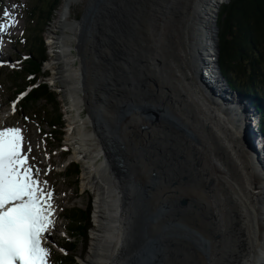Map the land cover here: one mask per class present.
<instances>
[{
    "label": "bare ground",
    "instance_id": "1",
    "mask_svg": "<svg viewBox=\"0 0 264 264\" xmlns=\"http://www.w3.org/2000/svg\"><path fill=\"white\" fill-rule=\"evenodd\" d=\"M102 1L107 2V0ZM160 1L165 0H152V2L127 0L121 13L127 12L132 7L137 14L130 18V25L118 31L115 29L117 31V40H115L113 31L98 23V27L96 26L89 38L90 41L83 46L85 52L84 56L79 55L81 60L74 58L73 51L77 46L72 45V34L76 26H80V31L83 32L82 26L85 23L70 21L69 6H64L59 22L62 34L53 42L58 49L54 61L56 65L61 64L55 79H58L59 81L56 82L62 86L73 113L75 129L80 133L77 137H72L71 134L69 142L73 146V155L76 158L81 157L90 167L89 169L86 166L83 169L84 184L86 187L93 188L94 185L97 188L95 207L97 226L93 230L92 252L87 264H158V261H162L159 264H164L163 260L172 264H182L178 258L183 257L181 254L184 255L183 245L177 243L180 237H186L189 241L187 250L196 246V242L201 239L208 256L210 252L216 255L213 245L209 241H204L205 232H208L209 237L211 233L207 230L209 226L205 224L202 216L197 215V221L204 230L198 238L197 235L194 237L190 232L185 231L172 212L168 211L163 216L160 214L161 206L172 208V205L180 199L195 203L197 205L195 208L207 217L209 224L220 230L221 234L218 233V236L221 235V245L216 251L222 263H225L222 252L226 251L231 255L228 260L226 259V264H264V249L258 253L256 247L257 241L264 246V239L261 240L257 235L256 228L260 217L262 219L264 217V181L250 159L249 146L244 143L241 130L228 119V108L215 105L212 100L214 95L208 98L205 91L201 94L202 86L194 73L197 64L199 65L196 59L199 53L206 52L209 59L215 56L213 53L216 49V31L213 14L217 15L215 9L227 0H185V10L183 6H181L183 9H178L183 21L179 33L180 45L174 42L176 46L173 59L178 58L179 63L174 60L180 68L166 60L161 49H153L158 44L155 41L158 35L153 33L155 27L149 22L145 27L142 22L143 15L149 16L145 13L155 15L153 6ZM168 2L172 8L177 7L175 4L177 0H168ZM97 3L93 4L97 5ZM108 3L109 1L104 7ZM135 6H139L138 8L143 11ZM100 10H102L100 7L94 6L92 12L99 14ZM86 20L89 21L87 18ZM100 31L103 33L101 34ZM139 31L146 36L147 33L150 35L148 43L139 41L138 36L134 35ZM70 44L71 50H69ZM141 52L145 54L140 55ZM70 57H72L71 61ZM98 57H102L99 59V64L107 69L96 66L94 61L97 62ZM79 61L84 68L80 69L81 66L75 68V62ZM207 61L210 65L214 64L213 60ZM89 63L90 67L94 65L96 67L89 69ZM170 72L173 74L172 78L174 77L172 81ZM103 75L114 77L117 82L112 85L117 89L110 86L111 83L108 84L107 80H103ZM206 75L210 81H217L222 91L225 90V85L216 70L211 69ZM191 94H196V99L191 98ZM197 95L206 103L202 104ZM84 106L92 121L87 116L82 117ZM169 109L175 117L187 121L188 124H183L182 127L179 122L164 114L168 113ZM124 110L129 111V114ZM145 111L147 115L144 114ZM211 112L219 119V123L210 118ZM169 114L171 115V112ZM239 115H243L241 110ZM117 124L124 125V129L117 127ZM128 124L131 126L127 129ZM87 125H92L94 132L86 129ZM142 127L152 129L145 139L139 140ZM196 133L217 147L220 154L217 155V159L221 169L227 178L229 177V186L238 171L242 175L243 178L236 180L233 188H229L231 192L226 188L222 192V186L218 181L215 183V179L210 178L208 170L211 162L204 152L206 147L204 145L202 147L197 141ZM115 134L122 137L117 139ZM131 134H136L133 139ZM94 135L99 142L94 140ZM128 138L130 139L127 142L120 143L121 139ZM256 141L259 150L264 141H258V137ZM106 142L125 147L126 153L124 151L120 153L123 156L125 154V157H121L126 161L129 175L125 177L117 175ZM173 142L179 146V142L186 143L194 151L189 148L182 150ZM136 146L147 147L148 155H152L147 158L152 162L149 170H144L147 169L145 163L149 162L137 155ZM263 151L264 149L261 148L258 154L262 155ZM138 152L141 154L139 150ZM111 156L114 159L120 157L119 154H111ZM261 160L263 163V158ZM195 161L200 164L197 166ZM88 173L89 175L86 176ZM166 174L174 183L178 182L179 186L190 184L187 192L167 187L165 182L172 183V181ZM89 177L93 178L92 181L87 180ZM256 177L262 181L261 184H257ZM158 180L173 196H167L164 191L155 189ZM146 183L149 188L145 186ZM116 184L117 198L116 195L112 197L115 194ZM197 184L204 186V191L207 192H199L201 188L198 190ZM219 196L222 197L219 199ZM128 199L133 200L129 206ZM227 205L229 220L227 219L226 222H229V227L225 222ZM121 207H124L125 213L122 212ZM189 207L191 209L190 205ZM145 208L150 209L153 214L148 221L144 220ZM44 236H49V232L47 231ZM228 241L231 245L236 244L235 247L228 245ZM141 247L143 253H140ZM163 255L167 258L162 259ZM197 262V258L192 255V261L187 264ZM206 262L212 264L208 258Z\"/></svg>",
    "mask_w": 264,
    "mask_h": 264
},
{
    "label": "rangeland",
    "instance_id": "2",
    "mask_svg": "<svg viewBox=\"0 0 264 264\" xmlns=\"http://www.w3.org/2000/svg\"><path fill=\"white\" fill-rule=\"evenodd\" d=\"M35 1L36 0H0V23H6L7 22L5 17H4L5 10H7V12L10 14V17L13 20V23L9 26L7 32L0 33V40L2 41V43L0 45V49H1V51H0V65H2V66H0V107L1 108L3 107V109H1L2 111L0 113V120H1L2 124L4 123V124L20 127L21 131L25 134L27 154H29L28 156L30 157V159H32L31 168L33 169L34 178H36L41 183V186H46L47 190L52 192L53 216L60 215L65 208L80 207V208L86 209L90 205V209H91V222H90L91 225L90 226H91V228H90V231L88 233L89 241L86 244H81L80 248H79V252H78L79 253L78 254L79 255V258H78L79 263L80 264H87L89 261V258L91 257V252H92L93 230L96 229V226H97L96 221H95V211H96L95 207H96V203H97V188L94 185H92L93 188L86 187V185L84 184L85 181L83 179V169H85L88 164L81 157L76 158L73 155V146L69 142L71 134H73V135H71L72 137H77V135H79L80 133H78V131L75 129L76 123H74L75 121L73 120V113H71V107L68 104V99L65 98V95H64L63 90H62V86L60 83L56 82V80L57 81H59V80L55 79L56 74L59 72V68H60L61 64L56 65V62L54 61L57 57L56 52L58 49H56L57 46L56 45L54 46L53 42L55 41V38H57L59 35L62 34V30H60L61 27L59 25V22L61 20L60 17L62 16L63 7L69 6L68 19L70 21H76V22H80V23L84 22L85 23L82 26L83 30H84L83 32L80 31L81 30L80 26H76L74 28V33L72 34V45L75 44V46H77V49H75V51H73L74 58H79L81 60L80 56H84V52H85V51H83V46H85L86 43L88 41H90L89 40L90 36L94 33L97 24L99 23L100 19L104 15L103 11L110 6L113 7V3H115L117 0H107V2L109 1V3L106 7H104V4H106L107 2L105 1L106 2L105 3L102 0H62L58 9L54 13L53 21L51 22L49 27L46 28V31L44 34L45 42H46L47 49H48V60L43 65V69H44V72H47L49 75V78L47 79L49 86L51 87V89L53 91H55L57 93V95L59 97V101L61 103V113L63 115L62 120H63V123L65 124V129H64L65 139H64L63 145L65 147L64 149H66L67 151H70L67 154H64V149L59 150L57 152H53L51 150L49 151L45 146H43V144H42L43 139L40 136V133L38 131L36 124L33 123L34 121H31L30 119H25V118H19L22 116L19 115V117H17L15 115V110L13 109L12 105L15 104V108L17 106V110H18L19 104L15 101L12 102V100H14V97H13L14 96L13 95L14 88L10 83H8L7 81L6 82L4 81V80H6L5 77H8L7 76L8 74H6V73L11 72L10 67L13 66V63H14L13 61L19 55V54H15V51L13 49L12 39L16 40L17 38H19L24 33V30L27 28L26 17H25L24 12L26 11V9L28 7H29V9L33 8L35 5ZM95 1H96V3L98 2L97 5H94V4H96ZM150 1L152 2V0H150ZM117 2H118L117 3V31H118L121 28H124V27L126 28L127 26L130 25V18L135 13H134V9L132 7H130L127 12L121 13L122 12L121 9H124V7L126 6L127 0H119ZM225 2L226 1L222 2V4L217 9H215L217 15H218L219 9L223 5H225L224 4ZM184 3H185V0H177V2H175L177 7L172 8V6L168 2V0H165L164 2L160 1L159 3H155V5L153 6V8L157 12V14H156V12H155V15L145 13L149 16L148 17L145 15L142 16V22L144 23L145 27L147 26L148 22L152 23L153 24L152 26L155 27L154 28L155 30L153 31V33H156L158 35V37H156V40H155L158 43L157 47H153V49H155V50H157L158 48L161 49V51H163L165 56H166V60H169V62L172 64L175 63L177 68H180V66L178 65L179 61H178V58L177 59L174 58L178 62V63H176L175 60L173 59V55H174L175 46L177 44L180 45V41H181L179 38V33H180V27L182 25L183 19L181 17L182 14L179 12V10L183 9V8H181V6H183L184 10H185L186 4H184ZM94 6L100 7V9H102V10H100L99 14H93L92 9ZM138 7L135 6V8H138ZM209 8H211V7H209ZM138 9L141 12L143 11L140 8H138ZM166 13L168 15L164 16ZM135 15H137V14H135ZM86 18L89 19V21H87ZM155 21L157 23H155ZM65 29H63V31H65ZM134 35L138 36L139 41H142L145 43L149 42L150 35L148 33L146 36L145 34H143L139 31L137 33H134ZM174 42H176V45L174 44ZM70 47H71V44L69 45V50H71ZM145 51H147V50L145 49ZM144 54H145V52L140 53V55H144ZM71 58L72 57H70V61H71ZM161 61H162V59H161ZM77 67L78 68L80 67V69L83 68V65L80 63V61L75 62V68H77ZM98 67H100L101 69H103V68L105 69V66H102L101 64H98ZM194 73L197 76L196 71ZM172 76H173V74H171V72H170V80L171 81L174 78V77L172 78ZM197 79H198V77H197ZM110 80H111L110 86L112 84L114 85V83L117 82L114 77H110ZM120 84H122V83H120ZM125 84H128V83H125ZM113 85H112V87L117 89V87H115ZM99 88H103V87L99 86ZM174 88H175V85H174ZM200 91H201V94H203V90L200 89ZM195 96H196V94H191V98L196 99ZM197 96L199 97V100L201 101L202 104L206 103V101L201 96H199V95H197ZM168 99L171 100V98H168ZM83 111L84 112L82 114V117L87 116L88 119L92 121V119L90 118L89 113H88L85 106L83 107ZM167 112L168 113H164V114L169 115L175 121L179 122L182 125V127H183V124H185V125L188 124L187 121H185V120L181 121L179 119V117H175L174 114L172 113L171 109L167 110ZM169 112H171V115L169 114ZM125 113L129 114V111L128 112L125 111ZM144 114L147 115V112L145 111ZM210 118L212 120L216 121V123L220 122L219 119L216 117V115L213 114L212 112L210 113ZM205 120L207 121V119H205ZM94 123L95 122L93 120V124ZM120 124H121V122H120ZM120 124H117V127L124 129V125L121 126ZM130 126H131V124H128L127 129ZM125 127H126V124H125ZM85 128L94 132L93 131L94 127L92 125H87ZM196 134H197L196 139L200 143V145L201 146L204 145L206 147L205 148L206 150L204 152L206 154V157L207 158L209 157L208 159L211 162L209 170H208V174L210 175V178H214L215 183L218 181V183L222 186V192L225 190V188L227 191L231 192L229 188H233L234 182L236 180L242 179L243 178L242 175L238 171L235 178L233 179L234 180L233 183L229 186L228 185L229 177L227 178V175L221 169L219 161L217 159V155H220L218 150H217V147L212 142H210L208 140L206 141V139L204 137L198 135V133H196ZM115 135H116L117 139L122 137L121 135H118V134H115ZM134 135H136V134H131V137L133 138ZM183 135H185V134H183ZM185 136H188V135L186 134ZM208 137H209V134H208ZM93 138L95 141L99 142L98 138H96L95 135L93 136ZM129 139L130 138H128L126 140L121 139L120 143L122 144L123 142H127ZM259 140H261V139L258 137V141ZM179 143H180V146L177 145L176 142H173V144L175 146H177L178 148H180L182 150L184 148H189L190 150L194 151V149L191 146L187 145L186 143H182V142H179ZM208 146H209V148H208ZM29 147H31V152L28 151ZM141 147L136 146L135 150H137V153H138L137 155H140L141 157H143L144 155H148V150L144 151L141 149ZM138 150L141 152V154L138 152ZM124 153H126V151H124ZM68 154H71V155L68 159H66L65 157ZM162 156H164V155H162ZM124 157H125V154H124ZM130 159H131V157H130ZM155 159H157V158H155ZM210 159H212V160H210ZM145 160L147 162H149V159L145 158ZM70 162H77L76 164H78L80 167L81 177L79 179V187H80L79 191L76 190L75 186L70 181H63L62 179H60L61 175H62L61 174L62 171L65 169V167ZM195 162H196L197 166L200 164V162H198V161H195ZM145 164H146L147 169H144V170H149L152 162L145 163ZM88 168L90 169V167H88ZM218 169H220V170H218ZM88 175H89V173L86 174V176H88ZM218 178H221L224 181L219 180ZM256 178L258 179V177H256ZM92 179H93L92 177L87 178V180H89V181H92ZM261 182L262 181L260 179H258L257 184H261ZM113 183H114V181H113ZM116 183H117V181H116ZM121 183H123V182H121ZM225 184H226V186H229V187H226ZM156 185L157 186H155V189H158L160 192L164 191L166 195L170 194V191L168 189H164L163 185H161L159 183V180H158V183ZM145 186H147L149 188L148 184ZM187 186L188 185H184L182 189L187 190ZM197 188H198V190L201 188V190H199V192L206 193L204 191V186L201 185V187L198 186ZM114 189H115V194H113L112 197H115V195H116V198H117V184L115 185ZM238 193H241V192L238 191ZM145 196H146V194H145ZM221 197L222 196H219V199ZM128 200H127V205L129 206L133 203V200L132 199H128ZM134 201H136V200H134ZM189 204L191 206L194 205L193 207L197 206L195 203H192V201L191 202L189 201ZM121 208L123 210L124 207H121ZM228 209H229V206L227 205L226 212H225L226 213L225 214V222L229 220L228 213H227ZM124 210L122 212H124ZM54 222H55V220L53 219V224H54ZM228 224H229V222L228 223L226 222L227 226H228ZM201 227H203V226L201 225ZM228 227H227V231L229 232ZM256 228H257V235L261 238V240L264 239V218L262 219V217H260V219L257 222ZM49 230H50V235L48 238H46L45 242L48 244L49 249L57 250V245L62 244L63 238L66 237L64 234L65 227L62 223H59V221H57V223L55 225H52V227ZM229 235H230V233H229ZM206 236L209 237L208 232H205V235H204V241L206 240V242H208ZM260 238H258V239H260ZM233 241L237 244L236 239H234ZM228 245L235 247V245H231L229 242H228ZM256 247H257L258 253L260 251L261 252L263 251L264 246L261 244V242L257 241ZM166 251L169 252V250H166ZM140 253H143L142 247L140 248ZM127 255L130 256V254H127ZM230 256L231 255L229 254L228 258ZM47 264H51V257L50 256H48V258H47Z\"/></svg>",
    "mask_w": 264,
    "mask_h": 264
},
{
    "label": "trees",
    "instance_id": "3",
    "mask_svg": "<svg viewBox=\"0 0 264 264\" xmlns=\"http://www.w3.org/2000/svg\"><path fill=\"white\" fill-rule=\"evenodd\" d=\"M61 1L36 0L33 8L26 9L27 29L13 45L15 53L19 55L13 70L7 73L14 96L28 92L20 102L21 112L36 119L49 148L54 151L62 148L65 136L61 103L57 93L47 83L37 82L43 75V63L48 60L44 34ZM217 25L221 72L234 90L251 97H261L264 93V0H231L219 9ZM262 122L264 133V117ZM80 177L79 165L70 163L62 180L72 182L79 191ZM63 216L67 222L69 240H64L63 253L51 252L52 264H79L80 245L89 240L90 205L86 209H64Z\"/></svg>",
    "mask_w": 264,
    "mask_h": 264
},
{
    "label": "snow or ice",
    "instance_id": "4",
    "mask_svg": "<svg viewBox=\"0 0 264 264\" xmlns=\"http://www.w3.org/2000/svg\"><path fill=\"white\" fill-rule=\"evenodd\" d=\"M4 17L0 33L13 23L7 10ZM23 144L19 127L0 130V264H47L42 241L53 225L52 192L34 178Z\"/></svg>",
    "mask_w": 264,
    "mask_h": 264
},
{
    "label": "water",
    "instance_id": "5",
    "mask_svg": "<svg viewBox=\"0 0 264 264\" xmlns=\"http://www.w3.org/2000/svg\"><path fill=\"white\" fill-rule=\"evenodd\" d=\"M231 0H227L224 4H228ZM104 15L103 17L100 19V22L99 24L103 27H108V29L112 30L113 31V34L115 36V40H117V31H115V29H117V1L115 3H113V7H108L106 8L104 11ZM156 12V11H155ZM157 14V12H156ZM168 14L166 13L164 16H167ZM214 16V21L216 23V20H217V15L216 14H213ZM214 23V26H215V31H216V49H215V52L213 53V55H215L213 58L209 59L208 58V55L205 54V53H199L198 56H197V62L199 63V65L197 64V67H196V73H197V77H198V80H199V83L201 84V88L203 91L206 92L208 98L212 97L213 95V89L212 87H210V90L211 91H207L206 87H205V84L203 83V77H202V70L203 69H208V73H210V68L212 66H210V64L208 63L207 60H216L215 64H214V67H216V72L218 73V76L221 78L220 80L224 83L225 85V91L228 93V84L226 82V79L224 78V75L223 73L221 72L220 70V64H219V37H218V33H219V28L217 27V25H215ZM98 27V26H97ZM100 33L102 34L103 31H100ZM207 49V48H206ZM205 49V50H206ZM102 58V57H98L96 58L97 59V62L94 61L96 63V66H98L99 64V59ZM87 66V65H86ZM94 65V67H90V63H89V69L92 70V68L94 69L96 67ZM84 68V66H83ZM105 69H107V67H105ZM105 75V74H104ZM104 75L102 77H104ZM101 78V77H100ZM102 79V78H101ZM103 80H107V83L110 84L111 80H110V77L109 76H105ZM217 80V79H216ZM215 86L217 85V89H219V91H221L220 89V86L219 84L217 83V81H213ZM211 84V82H210ZM214 98L216 97H220L219 95H216L214 93ZM213 100V99H212ZM214 102V101H213ZM249 106V112L250 114H255L256 110L254 109V107L252 106L251 103L248 104ZM252 109V110H251ZM230 120V122L232 124H234V117L233 116H229L228 118ZM252 120V118H251ZM152 128L150 129H145V128H142V134L139 135L138 139L139 140H143L145 139V137L147 136V134L150 133ZM137 132V131H136ZM133 139V138H132ZM244 140V143L247 144L249 146V154L251 155V158L252 161H253V158L254 160H257L258 159V152H257V149L256 147L252 148V151L250 149L251 145L245 140ZM106 146L107 148L109 149V154H110V157L113 159V167L115 169V171L117 172V175L120 176V175H123L124 177L129 175V171L126 169L127 167V164H126V161L124 159H122V157H124L123 155H121V151H125V147L124 146H120L118 147L117 146V143H111V142H106ZM144 146V145H143ZM142 150L146 151L148 150L147 147H141ZM111 154H119L120 157H117L116 159L113 158V156H111ZM264 155V154H263ZM122 156V157H121ZM144 158L147 157H152V155H144L143 156ZM150 162V161H149ZM185 163H187L185 161ZM194 172V170H193ZM167 178L170 179L168 177V175L166 174ZM198 176V175H197ZM128 178V177H126ZM172 181V183H167L165 182V185L167 187H171L172 189H179V190H183V186H179V183L178 182H173L172 179H170ZM186 182V181H185ZM189 186V184H187ZM187 186V188H188ZM197 187H201V184H197L196 185ZM179 187V188H178ZM161 189V188H160ZM184 192H187V190H183ZM207 192V191H205ZM167 196H173V194H169ZM189 201L187 199H180V201H176L173 205H172V208H169V207H163L161 206L160 208V214L163 216L165 215L168 211L172 212V215L174 216V218L176 219L177 222L180 223L181 226L184 227V230L185 231H188L190 232L194 237H196V235L200 236V233H203L204 230L200 227L198 221H197V215L198 216H202L204 222L206 225H208V229L211 233L210 237H207V240L213 245L214 249H215V252H216V255L212 254L210 252V255L208 256V253H207V250L206 248H204V244H202V242L200 240H198V242H196V246L194 247H191L194 251H197L199 253V256H200V259L201 261L203 262H200L199 260V263L197 262L196 264H205V261L206 259L208 258V260L210 259L212 264H226V259L228 260V255L229 253L226 252V251H223V248H221V250L223 251L222 254L223 256H225V263H222L220 261V258H219V255L216 251V249L218 247H220V241H221V235L218 236V233H220V230H217L215 229L212 225H210L207 217L202 214L198 208H195L193 206H191V209L189 207ZM153 214H151V210L150 209H147L145 208L144 209V220L145 221H148L149 217H151ZM221 234V233H220ZM229 242V241H228Z\"/></svg>",
    "mask_w": 264,
    "mask_h": 264
}]
</instances>
